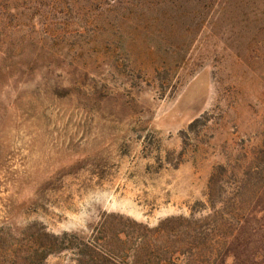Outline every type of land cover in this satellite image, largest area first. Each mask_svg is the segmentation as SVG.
<instances>
[{
	"label": "rangeland",
	"instance_id": "obj_1",
	"mask_svg": "<svg viewBox=\"0 0 264 264\" xmlns=\"http://www.w3.org/2000/svg\"><path fill=\"white\" fill-rule=\"evenodd\" d=\"M162 240L264 264V0H0V264Z\"/></svg>",
	"mask_w": 264,
	"mask_h": 264
},
{
	"label": "trees",
	"instance_id": "obj_2",
	"mask_svg": "<svg viewBox=\"0 0 264 264\" xmlns=\"http://www.w3.org/2000/svg\"><path fill=\"white\" fill-rule=\"evenodd\" d=\"M215 222H216V230H226L227 232L221 237V242L220 246L221 247H227L231 240L235 237L233 235H230L229 229L232 228L230 219L224 218V217H214ZM194 223V222H193ZM246 223V222H245ZM165 227V222L161 223L157 228L154 229L155 233H157L159 236H165L166 229ZM188 234L190 237L195 240L198 238V236L201 234L200 230L198 227H188ZM182 233V234H181ZM184 232L178 230V239H176V242H183V239L181 238ZM229 234V235H228ZM227 235V236H226ZM160 236V237H161ZM162 246L161 248L157 251V254H153L152 256H149L146 259V263L144 264H197L199 262V258L203 256L202 250L199 249L197 246L196 247H189L191 250L188 251H181L180 248L174 249V245L172 243L168 242V240L163 241L162 240ZM172 246H171V245ZM185 243L184 246H187ZM38 251L41 253L40 257L42 259H45L47 255L53 252H57L58 250L63 249L62 245H39ZM186 248V247H185ZM175 250V253H174ZM156 252V251H155ZM226 254V253H225Z\"/></svg>",
	"mask_w": 264,
	"mask_h": 264
}]
</instances>
